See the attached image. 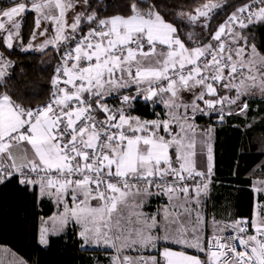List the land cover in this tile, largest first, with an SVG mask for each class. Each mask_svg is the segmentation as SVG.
<instances>
[{
    "label": "snow or ice",
    "instance_id": "1",
    "mask_svg": "<svg viewBox=\"0 0 264 264\" xmlns=\"http://www.w3.org/2000/svg\"><path fill=\"white\" fill-rule=\"evenodd\" d=\"M78 3L90 7L89 0H12L0 6V33L8 48L31 12L41 35L49 31L41 28L42 20L54 25L55 36L44 46L75 41L52 80L47 104L25 108L7 92L0 93V185L15 178L35 199L47 197L62 206L53 216L40 218L38 243L47 246L49 237L60 235L71 222L80 225L84 245L116 250L110 264H161L157 255H144L160 248L163 264H264V202L256 205L254 218L232 221L236 235L204 236L197 208L213 174V157L209 140L202 136L198 142L194 124L197 113L210 114L218 104L221 119L225 103L236 105L228 115L246 114L248 103L242 98L255 91L264 96V54L232 27L264 22V0L236 7L215 29L209 22L221 5L203 3L188 15L193 26L204 18L200 27L207 36L200 40L194 32L183 39L160 6L148 0H128L125 14L102 19L96 12L76 11ZM82 22H95V27L85 33ZM226 36L230 41L222 39ZM7 66L0 53V68ZM130 83L138 86V94L145 92V100L159 96L169 119L126 114L123 105L135 99L129 95L120 108L110 109L106 96ZM182 92L193 93L191 104L181 102ZM205 149L206 164L201 159L198 167L197 157ZM152 188L173 202L162 215L137 211ZM253 188L264 201V180L254 181ZM126 249L138 255H128Z\"/></svg>",
    "mask_w": 264,
    "mask_h": 264
},
{
    "label": "trees",
    "instance_id": "2",
    "mask_svg": "<svg viewBox=\"0 0 264 264\" xmlns=\"http://www.w3.org/2000/svg\"><path fill=\"white\" fill-rule=\"evenodd\" d=\"M252 0H213L221 7L215 10L209 28L215 29L236 10V7ZM128 0H89L90 7L84 12H96L97 18L123 15L126 13ZM159 5L164 18L179 29L183 39L188 32H194L200 40L207 36V31L188 22V15L195 14L208 0H148ZM10 2L0 0V6ZM211 15V13H210ZM84 31L95 27V22L80 25ZM34 28L32 13H28L20 28V44H26ZM77 31V35L79 34ZM248 40L264 54V22H257L247 27ZM191 43V42H189ZM67 47V46H66ZM0 51L12 61L8 75L0 80V93L7 92L25 108H36L43 105L51 96L54 66L59 59L61 48L56 51L49 47L42 52L22 50L20 46L4 47L0 42ZM259 109L250 103L246 116L255 115L257 121L247 125L239 115H227L224 123L214 129V163L210 178L209 192L206 199L207 214L212 221L232 222L233 220H250L255 201L261 200L260 193L252 190L253 179L257 169L264 171V153L259 150L257 139H264V101ZM128 114L141 119L152 120L163 117L159 105L143 101L137 97L131 101ZM211 118L196 117V122L208 124ZM41 208V211L38 208ZM52 204L46 199H35L31 192L22 190L15 178L0 185V245L23 257L33 264H42V258L56 255H68L73 258L65 264H93L99 261L102 251L82 250L77 246L73 227L60 235L50 236L48 245L43 248L37 243L38 216L51 213ZM44 264V263H43Z\"/></svg>",
    "mask_w": 264,
    "mask_h": 264
},
{
    "label": "crops",
    "instance_id": "3",
    "mask_svg": "<svg viewBox=\"0 0 264 264\" xmlns=\"http://www.w3.org/2000/svg\"><path fill=\"white\" fill-rule=\"evenodd\" d=\"M67 15H69V14H67ZM21 25H22V22H21ZM41 28H46V27L44 25H41ZM47 29H49V31L47 33H45L44 35H41L40 34V30L39 29H36L35 28V24H34V30H35V33H36L35 38H33V40L31 39V41L29 40L27 43L30 46L37 47L38 44L43 43L44 39L47 38V37H49L50 35L52 36V39H53V37H54L53 36V32L51 31L50 28H47ZM19 31H20V29H19ZM86 32L87 31H85V33ZM79 34H81V33H79ZM75 35H77V32L75 33ZM2 36H3V34L0 33V37L1 38H2ZM18 37H15L14 43H17ZM70 41L71 40L66 41V42H57L55 45L50 44V45L46 46L45 48H43L42 50H40L38 52H42L43 50H45L46 48H49V47L54 48L56 51H58V49L61 48V52L58 54V56L60 58V57H62V54L64 53V50L66 49V46L70 43ZM4 43L5 42H4L3 38H2L1 39V44L4 47H6ZM6 48H8V47H6ZM8 61L11 64V61L9 59H8ZM139 87L141 89H143L144 88V85H140ZM137 88H138V86L136 84H133V83H130V85L129 86H126V87L114 88L111 91V93L106 96L105 101L111 95L119 94V93H127V95H129L130 97H134V98L139 97L143 101H148V102H151V103H154V104H158L160 106H165L162 102H160V99L161 98L159 96L154 97L152 100H145L144 99L145 92L144 91H140L139 94H138ZM186 93H189V92H186ZM186 93L185 92H182L180 94V97L181 98H185L184 97L185 96L184 94H186ZM192 94L193 93L190 92V95H192ZM164 96L166 97L167 94H164ZM208 98L211 99V97H208ZM132 100H134V99H132ZM132 100H130V102ZM165 115H166V113H165ZM131 116H134V115H131ZM135 117H137V116H135ZM141 120H145V119H141ZM152 120H155V119H152ZM163 120H165V119H163ZM196 125H200V124H196ZM176 130L178 131V129H176ZM202 130L205 131L207 129H202ZM202 136H203L204 139L209 140V142L211 144L212 157H213L212 163H214V129H210V132H209V135L208 136H206L204 134H198L197 135L198 142H199V140H200V138ZM209 137H210V139H209ZM197 150L199 152V143H198V149ZM206 154H207V150L205 149V154L203 156H199L198 155V157H197L198 167H201V165L199 163V161L201 159H203L205 161V164H206ZM203 170H206V167ZM209 184H208L207 190L204 191L203 193L201 192L200 197H199L200 204H199V206L197 208V211H199L201 213V216H202L201 228L204 229L203 234L207 238H208L209 234H211L212 232H216V231L223 230L224 228H226L227 225H229V224L232 223V222H227L226 223V222H220V221H212V219H210L208 217L207 209H206V199L208 197ZM252 190H253L254 198H255V194L257 192L254 191L253 186H252ZM150 191L152 192V195L143 197V200H144L143 207L140 208V209H137V211H141V212H143V213L151 216V215H156L158 212L162 215L163 214V211H164V209L166 207L171 208V204L173 202H170L169 201L168 195H165L162 192L159 193V194H157V192H158L157 190H150ZM193 195H195L194 192H193ZM44 199L49 200L51 202L52 209H51V213L49 215H47V216H40L39 215L38 216V223H37V243H38V226L40 224V218L43 217V218L47 219L48 217L53 216L58 211L62 210V206L58 208V206L56 205V203L54 202L53 199H49L47 197H45ZM137 199H139V197ZM69 203H70V206H71V201L70 200H69ZM92 203H93V205H95L96 204V201H92ZM257 204L258 203L256 201L253 204L251 218L254 217V213H255V209H256V205ZM191 206L195 207V202L194 201H193V204ZM38 209L41 211V208L40 207ZM69 227H73V229L75 231L76 239L78 241L77 246L80 249H82V250H90V251H102L103 252L102 255L99 257L100 260L99 261H95L93 264H110V261H111L112 257L116 255V250L115 249L110 248V247H107V246H104L103 244H101L99 246L96 245L95 243L88 244V245H84L82 243V241L80 240L79 235H78L79 234V231L81 230L80 225H77L75 223H71L70 222L64 228L63 232H65V230L67 228H69ZM52 236H56V235H52ZM39 246H41L43 248L46 247V246H42L40 244H39ZM169 247H171L173 250H183V249H179V247L176 246V245H169ZM0 248L7 251V253H4L2 255L0 254V264H33L30 261H27L26 259H24L23 257L15 254V253H13L12 251H10L5 246H1L0 245ZM186 251L190 255H198V256L203 257V253L196 252L194 249H186ZM125 252L128 255H131V256H137L138 255V253H136L135 251L128 250V249H126ZM159 252H162V248H160L159 250H156V249L147 250V251L144 252V255L145 256H148V255H157L158 259L161 260V264H163V257L161 255H159ZM40 260H42V264L43 263L44 264H65L66 262L69 263L70 260L73 261V258H70V256H68V255H56V256H53V257H50V258H48V257L42 258ZM72 264H73V262H72Z\"/></svg>",
    "mask_w": 264,
    "mask_h": 264
},
{
    "label": "rangeland",
    "instance_id": "4",
    "mask_svg": "<svg viewBox=\"0 0 264 264\" xmlns=\"http://www.w3.org/2000/svg\"><path fill=\"white\" fill-rule=\"evenodd\" d=\"M12 2V0H3V2H5V3H7V2ZM252 2V1H251ZM250 2V3H251ZM11 4V3H10ZM9 4V5H10ZM86 10V7L85 6H83V5H81V4H77V8H76V11H82V12H84ZM32 13V18H33V23L35 24V18H36V13H34V12H31ZM67 14H69V15H67L68 17H69V23H71V17H72V15H73V12L72 11H69ZM17 19H21L20 17H17ZM23 20H21V22H22ZM41 25H44L46 28H50L51 29V31L53 32V36H55V31H54V25L51 23V22H49V21H43L42 20V22H41ZM251 25V24H250ZM232 27L234 28V30L236 31V32H239V33H241L243 36H245V37H247V39H248V35H247V33H246V29L247 28H240L238 25H232ZM33 32H35V30H34V28H33V31H32V34H33ZM31 34V36H30V38H29V40L31 41V39L33 40V35ZM4 35V34H3ZM3 37V36H2ZM1 37H0V42H1ZM50 39H52V36L50 35L49 37H47V38H45L44 39V41H43V43H41V44H38V46L37 47H33V46H29V44L28 43H26V44H20V31H19V37H18V41H17V43H14V40H15V37H14V39H13V41H12V45L13 46H20V48L22 49V50H28V51H33V52H38V51H40V50H42L43 48H45L46 46H44V42H45V40H50ZM222 39H228L229 41H230V37H222ZM28 40V41H29ZM248 42L249 43H252V42H250L249 40H248ZM213 43H214V41H213ZM240 43L242 44L243 43V41H240ZM5 44V46L7 47V45H6V43H4ZM50 45V44H49ZM12 46V47H13ZM48 46V45H47ZM0 53H2L1 51H0ZM3 54V53H2ZM3 58H4V63H6L8 66L7 67H4V68H0V71H3L4 72V76L3 77H0V80H3L7 75H8V73H9V68H10V66H11V64H12V61L9 59V58H7L6 56H4L3 55ZM8 59L11 61V64L9 63V61H8ZM9 67V68H8ZM221 91H225L226 92V90H224V89H221ZM186 93V92H185ZM226 94L227 95H229L230 97H234L235 96V92L233 91V92H231V93H227L226 92ZM185 96V98H181V102H183V103H187V104H191L192 103V100H193V94L192 95H190V92L189 93H186V94H184ZM187 96V97H186ZM243 100H245L247 103H248V107H249V105H250V103H253V107H254V109H259V107L261 106V104L260 103H263L262 101H264V96H262L261 94H260V92L259 91H255V94H253V95H249V96H246V97H243L242 98ZM130 103L131 102H129V104H128V107H129V105H130ZM196 103H198V104H200V106H201V108H204L205 107V105H204V103H203V101H196ZM238 103H239V101H238ZM156 105H158V104H156ZM223 107H224V115H223V119H221L220 118V112L218 111L220 108H221V105H217L216 106V108H217V110L216 111H210V114H201V113H197L196 114V116H195V121H194V124H195V128H196V134L198 135V134H206L207 133V135L206 136H208L209 135V130L210 129H215V126H217V125H221L222 123H224V121H225V118L227 117V115H228V109H229V107H231L232 109H234V110H236V105H231V106H229L227 103H225L224 105H223ZM159 108L161 109V110H163V112L164 113H166V115H165V120L166 119H169V115H168V113H169V109H167L165 106H160L159 105ZM179 113H183L184 112V109L183 108H180L179 110ZM238 111V110H237ZM188 112H189V115H191V109L189 108V110H188ZM232 115H237V114H232ZM197 116H202V117H206V118H211L212 120H211V122H209L208 124H203V123H198V122H196V117ZM239 116H242L244 119H245V122L246 123H248L247 125H251L252 123H254L255 121H257V119L258 118H256V116L255 115H251L250 117H247L246 116V114H239ZM190 123H193V121H189ZM196 124H200V125H196ZM202 129H207V130H205V131H203ZM209 129V130H208ZM257 143H258V147H259V150H261L263 153H264V139L263 138H258L257 139ZM260 180H264V171L261 169V167H259L258 169H257V175H256V177L253 179V182L254 181H260ZM190 185H193L195 182L194 181H192V182H188ZM210 182H208V184H209ZM254 189V188H253ZM204 191H202V193H203ZM255 196H256V194H255ZM256 198V197H255ZM195 215V212L193 213V216ZM254 218V217H253ZM224 225V224H223ZM229 230H232V223L231 224H229V225H227L226 226V228H224L223 230H220V231H216V232H210L211 234H209V236L208 237H210V236H212L214 233H217V234H222V233H224L225 231H229ZM4 253H7V251L6 250H3V249H1L0 248V254L2 255V254H4Z\"/></svg>",
    "mask_w": 264,
    "mask_h": 264
},
{
    "label": "built area",
    "instance_id": "5",
    "mask_svg": "<svg viewBox=\"0 0 264 264\" xmlns=\"http://www.w3.org/2000/svg\"><path fill=\"white\" fill-rule=\"evenodd\" d=\"M244 15H247L246 13ZM81 34H78L76 35L77 39H79ZM75 44V41H70V43L67 45L66 49L64 50V53L62 54V57H60L57 62L55 63V66H54V76L53 78H55L57 76V69L62 67V58L64 56V54L70 49L73 47V45ZM53 80V79H52ZM124 95H127V93H119V94H114V95H111L106 101L105 103L108 105V107L110 109H118L120 108L122 105H121V101H122V98ZM51 97V96H50ZM50 98L48 99V101H46L44 104H47L49 102ZM43 104V105H44ZM41 106V105H40ZM123 108H124V111L126 114H128L127 110H128V104L127 105H123ZM100 118H103V113H98L97 114ZM165 118V113H163V117L160 118V119H155V120H163ZM200 178H197V180H199ZM188 182H192V181H188ZM150 190H157L155 188H152ZM158 191V190H157ZM249 232L250 233H253L254 234V230L253 229H249ZM219 236L221 237H224V238H227L229 236H233V235H236V233L233 231V230H229V231H226L225 233L223 234H218ZM209 239L211 238L208 237Z\"/></svg>",
    "mask_w": 264,
    "mask_h": 264
}]
</instances>
